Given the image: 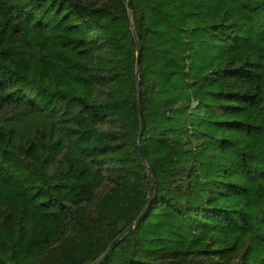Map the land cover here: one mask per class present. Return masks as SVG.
I'll list each match as a JSON object with an SVG mask.
<instances>
[{
	"label": "trees",
	"instance_id": "16d2710c",
	"mask_svg": "<svg viewBox=\"0 0 264 264\" xmlns=\"http://www.w3.org/2000/svg\"><path fill=\"white\" fill-rule=\"evenodd\" d=\"M127 2L0 0V264H264V0Z\"/></svg>",
	"mask_w": 264,
	"mask_h": 264
},
{
	"label": "water",
	"instance_id": "95a60500",
	"mask_svg": "<svg viewBox=\"0 0 264 264\" xmlns=\"http://www.w3.org/2000/svg\"><path fill=\"white\" fill-rule=\"evenodd\" d=\"M127 5H128V8L130 9V4L127 2V0H124ZM139 49V48H138ZM139 53V52H138ZM139 73H140V63H139V56H138V62H137V79L139 80ZM138 108L141 112L142 110V96H141V90L140 88H138ZM140 135H139V139H138V144H139V148H140V155H141V158H142V161L144 163V165L146 167L149 168V164L148 162L146 161L144 155H143V151H142V147H141V143H142V137H143V133H144V124H143V120L141 119V123H140ZM151 177H152V181H154V175L153 174H150ZM138 223H134L132 224L121 236L118 237L117 240H120L121 238H123L126 234L130 233L137 225ZM113 250V246H110L109 249L106 251V253L98 260L96 261L95 263L93 264H101L104 260L107 259V257L109 256L110 252Z\"/></svg>",
	"mask_w": 264,
	"mask_h": 264
}]
</instances>
